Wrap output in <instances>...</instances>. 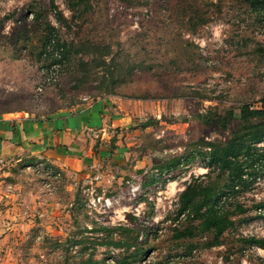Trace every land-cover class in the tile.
<instances>
[{
    "label": "rangeland",
    "instance_id": "1",
    "mask_svg": "<svg viewBox=\"0 0 264 264\" xmlns=\"http://www.w3.org/2000/svg\"><path fill=\"white\" fill-rule=\"evenodd\" d=\"M47 23L55 46H44ZM263 99L264 0H0V114L42 120L102 102L122 121L105 134L112 156L95 143L85 173L38 158L21 168L30 222L5 228L0 264H258L264 248L241 255L238 240L264 238V137L239 155L251 183L232 196L248 209L220 245L205 247L199 220L177 209L188 183L223 184L226 173L205 165L209 143L264 123L239 117ZM228 109L236 116L223 128L217 114ZM189 225L193 237H175Z\"/></svg>",
    "mask_w": 264,
    "mask_h": 264
},
{
    "label": "crops",
    "instance_id": "2",
    "mask_svg": "<svg viewBox=\"0 0 264 264\" xmlns=\"http://www.w3.org/2000/svg\"><path fill=\"white\" fill-rule=\"evenodd\" d=\"M121 122L120 116L106 109L102 102L42 120L21 113H1L0 158L4 164L0 166V235L5 228L30 222L28 194L29 201L32 194L16 183L24 165L28 166L32 159L38 158L54 170L85 173L86 166L95 161L91 156L95 143L101 145L98 157L112 156L111 140L108 139L114 134L106 137L105 134L109 127H116ZM6 182H15L13 188H5Z\"/></svg>",
    "mask_w": 264,
    "mask_h": 264
},
{
    "label": "trees",
    "instance_id": "3",
    "mask_svg": "<svg viewBox=\"0 0 264 264\" xmlns=\"http://www.w3.org/2000/svg\"><path fill=\"white\" fill-rule=\"evenodd\" d=\"M58 16L62 17L58 12ZM47 31L45 38L43 39L44 46L47 47L50 44L55 46L54 37L55 28L49 23L46 24ZM56 48L62 49V46L56 44ZM264 101V99H263ZM236 115L232 109L225 111L224 115L217 114V120L219 125L223 128L226 127L227 123L233 119ZM260 116L264 117V108L250 109L248 105H244L240 109L239 117L243 121H248L251 117ZM204 120H207L206 114L202 116ZM247 130L240 132V137L235 136L227 143L214 144L209 143L212 146V150L205 155V165L209 167H215L218 169L217 176L221 177L225 174L223 184L218 182H200L197 183L195 180L188 183L185 188L179 193L177 209V215H183L187 218H193L199 220V231L201 233H207L210 235V239L206 240L205 247L217 246L222 243L221 237L223 234L234 224L232 216L238 213H244L248 208L238 200H234L232 194L236 192L238 183L245 189L251 181L244 180L242 176L245 174L247 169L252 166V163H246L239 159L240 153L243 149L249 151V145L252 143L259 142L264 137V123L249 125L244 127ZM264 159L263 154H260V161ZM174 165V164H173ZM173 166H166L165 169L169 170ZM261 168H264V162L260 164ZM255 170V169H254ZM256 170H259L256 168ZM264 172V171H263ZM249 176H252L254 180L256 177L255 171H250ZM156 178L153 179L155 181ZM252 180V181H253ZM256 208H264V201L257 202ZM121 227V226H120ZM123 228V227H121ZM99 229L114 232V229L101 226ZM194 227L186 226L182 230H176L175 237L185 238L193 237ZM123 230H128L123 228ZM196 233V232H195ZM238 241L242 244L239 246L241 255H244L247 248L260 247L264 248V238H258L255 236H242ZM133 258L137 257V253L130 255ZM230 254L226 259H230ZM258 264H264L263 258H258ZM106 260H94L89 259L87 264H109ZM114 264H119L114 261ZM124 264H129L128 261H122ZM152 264H159L154 262ZM253 264H257L255 261Z\"/></svg>",
    "mask_w": 264,
    "mask_h": 264
},
{
    "label": "built area",
    "instance_id": "4",
    "mask_svg": "<svg viewBox=\"0 0 264 264\" xmlns=\"http://www.w3.org/2000/svg\"><path fill=\"white\" fill-rule=\"evenodd\" d=\"M3 164H4V161H3L2 158H0V166H2ZM28 166H29V165H28ZM88 200H89V202H90L91 204H95V202H94V196L91 197V198H89ZM110 200H111L110 198H105V199H104V203H105L106 206L110 204ZM89 206H90V204H89Z\"/></svg>",
    "mask_w": 264,
    "mask_h": 264
}]
</instances>
